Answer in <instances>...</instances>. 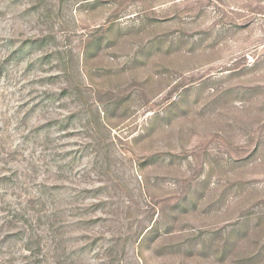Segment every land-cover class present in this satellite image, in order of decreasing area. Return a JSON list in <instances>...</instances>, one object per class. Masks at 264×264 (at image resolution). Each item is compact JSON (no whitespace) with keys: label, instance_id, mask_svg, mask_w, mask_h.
Segmentation results:
<instances>
[{"label":"rangeland","instance_id":"rangeland-1","mask_svg":"<svg viewBox=\"0 0 264 264\" xmlns=\"http://www.w3.org/2000/svg\"><path fill=\"white\" fill-rule=\"evenodd\" d=\"M0 264H264V0H0Z\"/></svg>","mask_w":264,"mask_h":264}]
</instances>
